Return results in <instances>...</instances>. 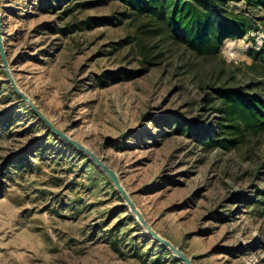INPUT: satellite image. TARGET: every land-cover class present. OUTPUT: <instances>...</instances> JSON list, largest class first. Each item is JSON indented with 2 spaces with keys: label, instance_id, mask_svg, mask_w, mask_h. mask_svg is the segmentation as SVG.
Instances as JSON below:
<instances>
[{
  "label": "rangeland",
  "instance_id": "374dc122",
  "mask_svg": "<svg viewBox=\"0 0 264 264\" xmlns=\"http://www.w3.org/2000/svg\"><path fill=\"white\" fill-rule=\"evenodd\" d=\"M0 0L19 88L195 264H264V0ZM0 264H184L42 121L0 59Z\"/></svg>",
  "mask_w": 264,
  "mask_h": 264
},
{
  "label": "water",
  "instance_id": "95a60500",
  "mask_svg": "<svg viewBox=\"0 0 264 264\" xmlns=\"http://www.w3.org/2000/svg\"><path fill=\"white\" fill-rule=\"evenodd\" d=\"M4 23H3V15L0 9V59L3 65V68L5 70V73L8 77V81L10 82L13 90L24 100L28 103V105L32 108V110L38 115V117L44 121L51 129L52 131L72 144L73 146L77 147L81 151H83L88 157H90L106 174L107 176L112 180L114 183L116 189L121 193L125 201L127 202L128 206L130 207L131 211L136 215L138 221L143 226V228L149 233L151 237L158 243L162 244L166 248H168L172 253L177 256L180 261H182L184 264H195L194 261L188 257L183 251H181L178 247H176L170 240L162 237L157 231L153 229V227L150 225V223L147 221V219L144 217L143 213L140 211V209L137 207L135 202L132 200L131 196L127 192V190L124 188L121 179L117 172L113 170L111 167H109L101 158H99L93 151L88 149L85 145L81 144L77 140L73 139L71 136L60 130L53 124V122L48 119L44 113L35 105V103L31 100V98L23 92L15 78L13 77V74L11 72L10 64L7 58V51L5 48V42H4Z\"/></svg>",
  "mask_w": 264,
  "mask_h": 264
},
{
  "label": "trees",
  "instance_id": "16d2710c",
  "mask_svg": "<svg viewBox=\"0 0 264 264\" xmlns=\"http://www.w3.org/2000/svg\"><path fill=\"white\" fill-rule=\"evenodd\" d=\"M208 5V10L217 16H225L227 9L225 7L226 0H201Z\"/></svg>",
  "mask_w": 264,
  "mask_h": 264
}]
</instances>
